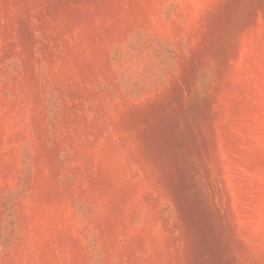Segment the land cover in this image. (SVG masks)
Segmentation results:
<instances>
[{
	"label": "rangeland",
	"instance_id": "1",
	"mask_svg": "<svg viewBox=\"0 0 264 264\" xmlns=\"http://www.w3.org/2000/svg\"><path fill=\"white\" fill-rule=\"evenodd\" d=\"M0 264H264V0H0Z\"/></svg>",
	"mask_w": 264,
	"mask_h": 264
}]
</instances>
